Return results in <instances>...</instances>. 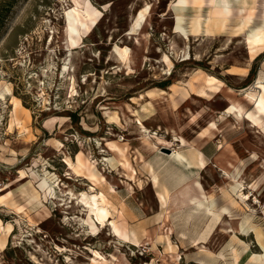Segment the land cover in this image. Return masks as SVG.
Instances as JSON below:
<instances>
[{
    "label": "rangeland",
    "instance_id": "obj_1",
    "mask_svg": "<svg viewBox=\"0 0 264 264\" xmlns=\"http://www.w3.org/2000/svg\"><path fill=\"white\" fill-rule=\"evenodd\" d=\"M77 1L99 17L68 53L74 0H0V89L17 101L0 100V264H264V120L227 111L254 112L243 89L264 84V0L222 17L215 0ZM78 154L99 185L68 166ZM99 191L142 241L95 222L81 194Z\"/></svg>",
    "mask_w": 264,
    "mask_h": 264
},
{
    "label": "bare ground",
    "instance_id": "obj_2",
    "mask_svg": "<svg viewBox=\"0 0 264 264\" xmlns=\"http://www.w3.org/2000/svg\"><path fill=\"white\" fill-rule=\"evenodd\" d=\"M74 2H75L74 6L72 8H70L68 11H66V13L64 15L65 16V18H64L65 24H64V27L62 30L63 31V37L61 40L62 48L65 51H67L68 53H70L74 48H77L80 45V42L83 41L82 38L84 37L85 33L90 31L91 26H93L97 23V19L99 17L97 9L93 8L90 5L85 6V7H83V6L80 7V5H79L80 3H78L77 0H74ZM215 2H217V3L221 2L223 5V6L219 7L220 9L218 11L219 12L218 16L222 17L224 15V13L226 12V10H228V7H227L228 6V0H215ZM139 16H140V18L136 19V21H135V25H137V26L139 25V22H140L141 18L143 17V11H140ZM251 41L253 43H258V42L264 41V30L257 29L252 34ZM117 49H118L117 53H119L120 57L123 60H128V50H129L128 47L125 46V47H120ZM163 58H165V57H163ZM169 63H170V61H169ZM257 86L260 87V89H261V91H259V93H254V91L252 92V91L248 90V88L243 89L246 99L248 100V102H252V104L254 106V112L245 111L244 107L240 103L236 104V103L231 102L229 104V106L227 107V111L229 113L233 114L234 117H236L237 119H239L243 115V117H245L247 119L249 124L256 125V126H258V124L260 122H262V120H264V84H262L259 81ZM6 95L11 96L10 100H12L13 105H14V109H15L16 105H17V101H16V99H14V96L11 94V88L9 86H5L3 89H0V100L5 99ZM10 124H9V126H10ZM11 127L13 128V126H11ZM213 127H214V125H213ZM262 134H264V132H262ZM205 135H207V134H205ZM168 155H172L177 159H183L184 158V156L182 154H180L179 152H177L175 149H172ZM66 161H67L68 166L71 169H76V168H80V167L84 166V168H85V172L83 173L84 177L87 178L88 180H90L93 185H97V184L99 185L101 180H104L103 173H101V171L99 169H97V167L95 166V160L84 161L83 158H81L80 154H78L76 156L75 163H72L68 159ZM155 181L156 180H154V182ZM90 187H91V185H90ZM92 188H93V186H92ZM92 188H91V190H92ZM166 190L165 189L163 190L164 194H167ZM164 194L158 193L159 198L162 201L161 203H163V204L166 202ZM81 195H82L81 200L83 201L84 206L85 207L87 206L89 208V210L91 211V214L94 217L95 222L98 223L101 228L108 225V227H110V230H111L110 232L113 234V236L114 235L120 236L121 238H123L125 240V242L129 243V240H130L129 234L126 232V230L124 228L120 227L117 224V222L115 221V219L113 217H111V211L109 209V207H110L109 201L107 200L105 194L102 191H99V192L92 193V194L82 193ZM239 195L241 198H243L242 192H240ZM209 199H210V197H209ZM208 201H210V200H208ZM215 216H217V215H215ZM130 229H132V228H130ZM94 230L95 229H93V231ZM132 230H134V229H132ZM134 232H135V230H134ZM131 241H133V238ZM131 244L133 245V243H131ZM91 252L96 254L95 256L97 258H100L103 261L106 260L104 258V256L102 254H100L98 251H94L91 249ZM90 264H104V263L99 261V260H94Z\"/></svg>",
    "mask_w": 264,
    "mask_h": 264
},
{
    "label": "crops",
    "instance_id": "obj_3",
    "mask_svg": "<svg viewBox=\"0 0 264 264\" xmlns=\"http://www.w3.org/2000/svg\"><path fill=\"white\" fill-rule=\"evenodd\" d=\"M184 7V6H183ZM172 18H173V24H172V26H174V24H175V16H172ZM183 21V20H182ZM175 32V31H174ZM231 70V68L229 67V68H227L226 69V71L229 73V71ZM221 89V88H220ZM162 90V89H161ZM149 91H146L144 94H145V98H149V96L147 95V93H148ZM217 92V91H216ZM191 94V93H190ZM190 94H189V96H190ZM186 98V97H185ZM199 167V166H198ZM132 213V212H131ZM143 235L142 234H140V232L139 231H137L136 233H129V238L132 240V238L133 239H135L136 241H138V239L139 240H141L142 241V239H143ZM130 240V241H131ZM147 245H149V243L147 242Z\"/></svg>",
    "mask_w": 264,
    "mask_h": 264
},
{
    "label": "trees",
    "instance_id": "obj_4",
    "mask_svg": "<svg viewBox=\"0 0 264 264\" xmlns=\"http://www.w3.org/2000/svg\"><path fill=\"white\" fill-rule=\"evenodd\" d=\"M170 83L168 82V81H166V80H163V81H161L160 82V84L158 85L159 87H166V86H168Z\"/></svg>",
    "mask_w": 264,
    "mask_h": 264
},
{
    "label": "water",
    "instance_id": "obj_5",
    "mask_svg": "<svg viewBox=\"0 0 264 264\" xmlns=\"http://www.w3.org/2000/svg\"><path fill=\"white\" fill-rule=\"evenodd\" d=\"M168 151V150H167Z\"/></svg>",
    "mask_w": 264,
    "mask_h": 264
}]
</instances>
